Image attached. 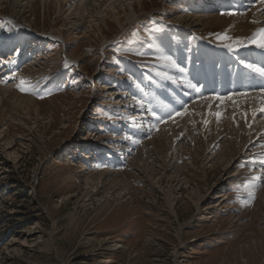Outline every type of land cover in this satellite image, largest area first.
Returning a JSON list of instances; mask_svg holds the SVG:
<instances>
[{"label": "rangeland", "instance_id": "374dc122", "mask_svg": "<svg viewBox=\"0 0 264 264\" xmlns=\"http://www.w3.org/2000/svg\"><path fill=\"white\" fill-rule=\"evenodd\" d=\"M144 1L132 21L126 15L109 21L106 39L82 36L84 25L74 27L64 3L45 8L38 0L36 14L22 11L21 19L0 5V44L26 60L13 61L10 71L0 65V264H264V141L240 153L238 124L224 107L191 109L210 95L264 93V84L241 83L245 90L203 84L200 93L186 86L197 73V51L230 54L227 72L256 75L241 61L263 64L236 50V41L220 40L222 30L192 31L178 21L186 13H216L215 7L195 12L188 0ZM245 10L220 13L238 17ZM8 92L36 105L15 109ZM178 111L184 114L169 118ZM191 116L193 122L178 125ZM215 121L217 128L210 127ZM171 122L174 132L162 130ZM219 130L222 139L212 146ZM163 134L181 146L168 153ZM230 142L239 159L229 162L219 156ZM142 151L146 165L133 159ZM105 170L125 172L133 189L119 194L113 176L97 190L86 185L85 173Z\"/></svg>", "mask_w": 264, "mask_h": 264}, {"label": "bare ground", "instance_id": "6f19581e", "mask_svg": "<svg viewBox=\"0 0 264 264\" xmlns=\"http://www.w3.org/2000/svg\"><path fill=\"white\" fill-rule=\"evenodd\" d=\"M42 1H45L43 3L45 8H46V6H45L46 4H48V6L50 7L51 3H54V2H56L57 4H61V5H62V3L68 5L69 6V8H68L69 9L68 19L70 16H73L75 18L74 27L76 29L77 28L79 29L80 25H84V30L82 32V36H85L88 33L93 32V34L95 36L97 34L103 35L105 39L107 38L106 37L107 33L105 32L106 30H104V29L106 26L109 28V25H108L109 21L115 20L116 22H121L122 17L124 15L127 16L128 21H132V19L137 17V14L139 13V11H143L145 9V1L144 0H53V1L39 0L40 3H42ZM242 1L243 2L249 1L251 7L248 6L249 11H247L248 10L247 9L248 7H247L246 10L244 11V13L238 14L239 16L237 17V15H233V14L220 13L222 10L223 11L226 10V11H230V12L234 11L233 9L235 7L234 8L230 7V5L232 3L236 4V2H237L236 0H189L188 5H189L190 9H194L195 12H197L201 8H207V7L213 8V7H215L216 13L208 15L209 14L208 10L204 11L205 14L186 13V14H182V16L179 17L178 21L180 24H185L188 30L195 29L194 31H198V32L200 30H211L212 28L214 30L217 29L218 32H220V30H222L225 33H218V36L220 37L224 34H226V35L228 34L227 36L230 37L231 39H228L227 41H230V42L236 41L237 39L247 40V39L251 38L256 32H258L259 29L264 28V3L260 2V3L256 4L254 2V0H251L252 2L250 0H242ZM0 2H1L0 5H2V4H3V6L5 5L7 12L12 11V14L17 13L18 14L17 16H19L18 19H21L22 11L28 10V12H30L32 15L36 14L35 8H36V2H38V0H0ZM251 21L253 23H251ZM87 23H88V25H85ZM199 28H202V29H199ZM194 33H196V32H194ZM220 40H222V39H220ZM197 45H198V41H194V42H192V47L191 46L190 47H191V49H193ZM244 45L243 46H237V47H235V49L240 51L241 53H245L247 58H253V57H256V58L261 57L262 59L264 58V49L257 48L254 44L249 45V46L248 45L244 46ZM240 47H241V49H243V51H241V49H239ZM232 48L234 49V47H231L230 50ZM218 50L221 51L219 48H217L216 51H215V49L210 48L207 52H203L199 56L196 55V57H198L197 62H200V63L199 64L197 63L198 65L194 66V68H196L195 71H197L198 74H200L201 70L204 69L206 66L208 68H211V67L216 68V66H218V68H220V69H225L224 63L227 61V58L225 57V55L218 53ZM226 51H228V50H226ZM233 51H235V50H231V52H233ZM221 63H223V64H221ZM194 65H195V62H194ZM169 69H170V67H169ZM172 70L174 71L173 72L174 74H178V75L182 76V74L177 70V68H173ZM170 73H168V74H170ZM217 78H218V76H217ZM171 79L174 80V77H171ZM171 82H172V86L175 85L174 81H171ZM182 88H184V87H182ZM174 89H176V91H179L177 89L176 85H175ZM2 91H3V88H0V92H2ZM215 97L216 96H214V95L207 96L206 98H204V100L200 101L199 103H197V104L194 103L195 104L194 108H191V109L199 108L200 111H204V110L208 111L211 109L216 110L217 108H219L218 111H220V110H222L220 107L221 106L224 107V109H226L228 111V113H230V115H232L231 117L234 118L236 123L238 124V130L235 131L237 134L236 142H234V143L238 144V145L240 144L239 145L240 153L246 152V151H244V148H245V150L251 149L250 146L245 147L247 145V143H250L249 145H252V144H255L256 141H264V113L260 111V108L262 106H264V93L258 92V93H253V94L246 95V96L245 95H234V97L231 100L224 99L223 102H221L220 100H216ZM7 100H9L12 103L13 108H15V109L21 108L22 110H30V108L32 106L36 105V104L33 105L34 101L31 98L22 97L20 95H17L14 92L9 93ZM3 109H5V108H3ZM0 116H1L0 117V123H2L1 120H4L5 112L0 111ZM214 117H215V115H214ZM193 119H194V117L191 116V117H188L187 120H184L183 118H178V120H176V121L178 122L179 126H186V123L188 122V120L192 121ZM207 121H208V123L210 122L209 119H207ZM172 124L173 123L171 122V124L164 125L162 130L170 128L169 132L171 133L174 129V127L173 128L170 127ZM216 125H218L217 121H215L214 124L210 125V127L217 128ZM230 126L231 125L227 126L226 128H230ZM241 132H243L244 135L242 134V136H240ZM156 134H158V133H156ZM217 135L218 136H216V138H214L215 139L214 142H212L213 143L212 146H215L216 144H218L220 142V140L222 139V137H220L222 135V134H220V130H219V133H217ZM238 136H240V137H238ZM161 137H163L161 142L167 146L168 153L174 149L173 147L175 145L176 146L180 145V142L177 140L176 137L174 139H172L171 141L166 139L167 137L165 135L161 136ZM153 140H154V138H153ZM158 140H160V138ZM152 142L155 143V140ZM234 143L230 142V144L227 146V151L221 152V155L219 157L223 158V159H228V157L230 156V159H228L229 162L231 161L232 158H236L237 154L234 152L232 154V151H234V148H235ZM205 148H207V147H205ZM183 149H184V145H183ZM253 149H254V147H253ZM186 150H187V148H186ZM209 152H210V150H209ZM237 153H239V152H237ZM213 156H214V154H213ZM133 159H139L143 162V164L146 165V163H145L146 158H145V154L143 151L140 154V156H137L136 158L134 157ZM236 159L238 160L239 157H237ZM135 161H137V160H135ZM207 163H209V162H207ZM168 167H169V165H168ZM82 171H85V170H82ZM121 174L122 175H118L117 172L109 171V170L97 172L96 174L88 172V175H87V173H85V176H86L85 182H86L87 186H93V184H94L96 187V190H97L99 184L104 185L105 184L104 182L107 179L112 178V176H113L112 188L116 189L117 192L119 191V194H123V193H126L130 188H128V186H127L128 182H127L125 172L121 173ZM120 176H122V177H120ZM132 189L133 188L131 187L130 190H132ZM216 197L218 198L220 196H216ZM169 200L171 202H173V198L171 195L169 196ZM199 202L200 201L195 202L197 207H199ZM171 206H173V203L171 204ZM108 262H112V260H107L104 263H108Z\"/></svg>", "mask_w": 264, "mask_h": 264}, {"label": "snow or ice", "instance_id": "6c2138e0", "mask_svg": "<svg viewBox=\"0 0 264 264\" xmlns=\"http://www.w3.org/2000/svg\"><path fill=\"white\" fill-rule=\"evenodd\" d=\"M262 3H264V0H261ZM219 39H222V40H228V39H231L230 37H228L226 34L218 37ZM245 43L244 40L242 39H237L236 40V44L238 46H243ZM248 43L249 44H254L257 48H260V49H264V28H261L259 29L258 32H256L249 40H248ZM227 47L231 48L232 45L231 44H228ZM163 59L165 61H167L170 66L174 67V68H177L179 71H183L182 68H179V65L176 63V61L171 57V56H164ZM241 63H243L245 69H247L248 71L260 76L261 78H264V66H260V65H257V64H254V63H245L244 61H241ZM169 79H171V77H169ZM186 86L191 89L192 91L196 92V93H200L201 92V89H202V85H198V83H193L192 81H186ZM21 91H25L24 88H21ZM241 95H247V93H241ZM216 100H220L221 102H223L224 99H229L231 100L232 97L229 96V97H220V96H216L215 97ZM187 111V109H185V112ZM260 111L261 112H264V106H262L260 108ZM184 113L182 112H176L175 115H170L169 118L171 119H174L175 116H180V115H183ZM153 116L156 117L157 120H163L164 118L163 117H158L156 116V113L153 112ZM221 116V113L217 112L216 113V117L217 119H219ZM204 123H208V121H204ZM133 142H138V141H133Z\"/></svg>", "mask_w": 264, "mask_h": 264}]
</instances>
